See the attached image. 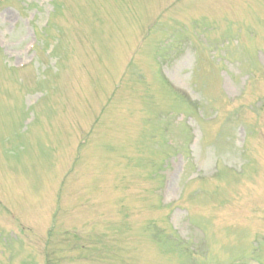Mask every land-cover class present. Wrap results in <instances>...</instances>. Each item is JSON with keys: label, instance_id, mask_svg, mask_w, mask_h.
Wrapping results in <instances>:
<instances>
[{"label": "rangeland", "instance_id": "rangeland-1", "mask_svg": "<svg viewBox=\"0 0 264 264\" xmlns=\"http://www.w3.org/2000/svg\"><path fill=\"white\" fill-rule=\"evenodd\" d=\"M0 264H264V0H0Z\"/></svg>", "mask_w": 264, "mask_h": 264}]
</instances>
